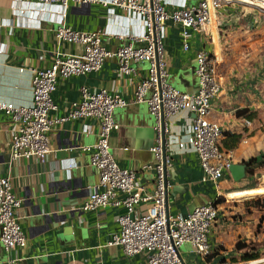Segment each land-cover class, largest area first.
Returning <instances> with one entry per match:
<instances>
[{"label":"crops","instance_id":"crops-1","mask_svg":"<svg viewBox=\"0 0 264 264\" xmlns=\"http://www.w3.org/2000/svg\"><path fill=\"white\" fill-rule=\"evenodd\" d=\"M14 0H0V101L11 105H30L32 100V69L47 67L57 51L78 54L82 46L58 42L55 33L59 26L54 15H34L30 22L17 18L12 12ZM185 7L199 0H182ZM35 12L36 7L28 4ZM23 7V5H22ZM27 7V6H26ZM24 7V8H26ZM177 7L172 2L168 10ZM99 4L69 3L65 24L77 31L97 29L121 30L129 26L125 12ZM26 15L30 16L31 10ZM254 12L241 5H227L213 11V22L204 33L190 31L188 49L184 50L181 27L166 23L164 38L168 83L187 93L199 88L195 73L196 53L206 50L215 55L220 92L212 101L209 118L222 128L219 144L231 154V163H244L264 152V65L246 66L239 47L242 38L258 26L251 24ZM129 42L127 37L104 36L103 44L114 50ZM134 73L118 71V59L105 60L100 70L81 76L60 79L52 94L56 109L52 118L66 116L72 103L80 100V86L91 92L101 88L119 93L130 103L114 111L119 128L111 134L110 150L117 164L136 172V181L151 189L152 172L144 166L153 162L150 148L154 143L155 120L147 102L132 103L136 85L147 76L145 61H131ZM150 89L146 92L149 97ZM247 108L254 112L251 124L237 111ZM193 114L183 110L166 122V152L171 157L168 171L167 209L170 215L191 213L196 207L216 203L217 219L208 234L212 253L201 256L189 243L179 248L184 264H216L222 258L238 257L234 245L238 240L249 246L261 243L263 231L257 215V198L264 192V171L234 181L228 170L217 182L202 181L198 156L192 146ZM15 124L0 111V177L10 176L13 192L22 203L16 215L26 237L22 248L5 250L0 242V264H148L147 254L126 256L119 246H110L111 236L119 231L118 216L122 207L83 211L78 207L99 183L97 168L91 163L90 151L81 146H93L98 140L99 123L94 118L66 120L55 125L49 133L54 153L44 163L36 158L9 161L10 139ZM231 134L240 136L234 140ZM253 200V201H250ZM145 205L137 207L143 214ZM234 264H264V258L235 261Z\"/></svg>","mask_w":264,"mask_h":264},{"label":"built area","instance_id":"built-area-1","mask_svg":"<svg viewBox=\"0 0 264 264\" xmlns=\"http://www.w3.org/2000/svg\"><path fill=\"white\" fill-rule=\"evenodd\" d=\"M171 2L177 7L168 10L166 5ZM69 3L99 4L108 8L110 18L116 17L113 9L117 8L125 12L128 21L135 23L136 29L130 31L129 26H125L121 30H74L65 24ZM184 3L182 0H14L12 4L14 15L30 22L34 15H54L59 24L55 33L58 42L79 44L82 51L78 54L57 51L47 67L31 70L30 105H11L0 101V111L15 124L10 139L9 161L36 158L44 163L47 156L54 153L49 133L55 125L71 119L98 120L96 144L81 148L90 151L91 163L98 170L99 183L78 208L90 211L107 206L122 207L123 213L117 220L119 231L111 236L107 244L119 246L126 256L144 252L148 264H183L179 248L185 243L191 244L203 257L210 255L212 249L208 234L218 214L214 203L198 206L187 215L167 214V177L172 163L166 152L167 120L183 110L193 114L191 142L199 159L202 181L217 183L231 164V154L224 152L219 144L222 128L209 118L212 101L220 92L215 55L206 50L196 53L195 73L199 81L196 92L187 93L173 87L168 83L164 49L166 23L181 27L180 37L186 50L190 31L206 32L213 22V11L223 6L237 4L254 12L253 27L264 19V0H199L191 7H185ZM28 4L37 8L35 12L28 9ZM29 10L32 13L30 16L25 14ZM1 25L13 26L11 23ZM109 35L127 37L129 42L114 50L108 49L103 44V37ZM110 57L118 59V71L123 75L134 73L129 66L131 61L148 64L147 76L138 81L131 102H147L155 120L154 143L150 148L153 162L144 166L153 175L151 189L137 183L134 170L120 167L110 150L111 134L119 128L113 118L114 111L130 103L119 93L105 88L91 92L82 85L80 100L72 103V109L66 116L58 119L50 116V112L56 109L52 94L60 79L96 72ZM148 89L151 93L146 97ZM244 123L250 125L251 120L244 117ZM21 203V198L13 192L10 176H1L0 242L5 250L22 248L26 244L16 215ZM140 205L146 206L143 214L137 213ZM216 264L234 262L223 259Z\"/></svg>","mask_w":264,"mask_h":264},{"label":"rangeland","instance_id":"rangeland-1","mask_svg":"<svg viewBox=\"0 0 264 264\" xmlns=\"http://www.w3.org/2000/svg\"><path fill=\"white\" fill-rule=\"evenodd\" d=\"M257 28L248 33L246 38H242L241 45L239 47V54L242 60H246V66L264 65V19L257 23ZM250 63V64H249ZM254 63V65H253ZM195 71V70H194ZM253 193L264 192V187L253 190ZM253 201V200H250ZM258 208L262 209V214L257 215V220L260 221L263 237L261 243H257L255 246L249 248L250 250H258L262 252L264 250V195L256 200Z\"/></svg>","mask_w":264,"mask_h":264},{"label":"trees","instance_id":"trees-1","mask_svg":"<svg viewBox=\"0 0 264 264\" xmlns=\"http://www.w3.org/2000/svg\"><path fill=\"white\" fill-rule=\"evenodd\" d=\"M236 114L239 117H245L249 119L254 117V112H251L247 108L237 111ZM231 136H233L234 140H237V141L240 138V136L237 134H231ZM244 163L246 164V174L247 175L251 176L257 171H260V170L264 171V152L261 153L259 156L250 157L248 160L244 161ZM252 247L253 246H249L246 242L242 240H238L234 245V249L239 253L238 257L237 258L232 257V258H229V260L232 262H235L238 260L250 261V260H257V259L264 258V250L262 252L258 250L253 251L249 249V248L252 249ZM223 259L225 258H222L221 260Z\"/></svg>","mask_w":264,"mask_h":264},{"label":"water","instance_id":"water-1","mask_svg":"<svg viewBox=\"0 0 264 264\" xmlns=\"http://www.w3.org/2000/svg\"><path fill=\"white\" fill-rule=\"evenodd\" d=\"M162 127L164 126V118L161 117ZM228 172L231 175L234 181H239L246 176V164L245 163H231L228 167ZM166 212L168 214L167 209V196H166ZM181 259V257H180ZM182 261V259H181ZM183 263V261H182ZM184 264V263H183Z\"/></svg>","mask_w":264,"mask_h":264}]
</instances>
